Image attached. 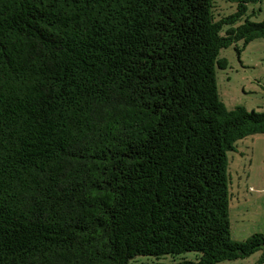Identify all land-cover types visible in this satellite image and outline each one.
Listing matches in <instances>:
<instances>
[{
    "label": "trees",
    "instance_id": "obj_1",
    "mask_svg": "<svg viewBox=\"0 0 264 264\" xmlns=\"http://www.w3.org/2000/svg\"><path fill=\"white\" fill-rule=\"evenodd\" d=\"M230 1L0 0V264H264V235L231 237L228 177L264 112L228 110L216 75L264 20Z\"/></svg>",
    "mask_w": 264,
    "mask_h": 264
},
{
    "label": "rangeland",
    "instance_id": "obj_2",
    "mask_svg": "<svg viewBox=\"0 0 264 264\" xmlns=\"http://www.w3.org/2000/svg\"><path fill=\"white\" fill-rule=\"evenodd\" d=\"M238 10L236 1L214 0L216 20L231 16ZM249 19L264 20V0L250 3L236 27ZM229 28V27H226ZM240 50V52L238 51ZM228 61L226 69H216L219 95L228 110L244 107L248 111L264 112V39L245 46L243 41L220 52ZM231 237L243 242L255 234L264 235V134H254L239 140L228 152ZM263 251L246 259L219 264H259ZM195 260L196 253L178 256L137 257L130 264H174Z\"/></svg>",
    "mask_w": 264,
    "mask_h": 264
}]
</instances>
